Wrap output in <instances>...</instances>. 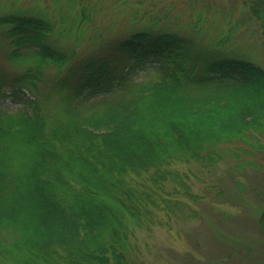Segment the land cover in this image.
Listing matches in <instances>:
<instances>
[{"label":"trees","instance_id":"16d2710c","mask_svg":"<svg viewBox=\"0 0 264 264\" xmlns=\"http://www.w3.org/2000/svg\"><path fill=\"white\" fill-rule=\"evenodd\" d=\"M95 1L0 8L4 61L20 64L0 63V97L29 95L0 110V264H143L128 234L198 197L173 164L208 170L250 152L226 144L261 147L264 68L236 37L240 17L227 29L224 9L186 0V34L164 21L180 18L170 5L151 15L156 0H128L106 37L117 18L92 22ZM244 3L264 30V0ZM140 66L161 73L135 82L125 70Z\"/></svg>","mask_w":264,"mask_h":264},{"label":"rangeland","instance_id":"374dc122","mask_svg":"<svg viewBox=\"0 0 264 264\" xmlns=\"http://www.w3.org/2000/svg\"><path fill=\"white\" fill-rule=\"evenodd\" d=\"M100 1L102 0H96L94 3ZM127 1L104 0L98 4V12L95 13L92 22L100 23V20L107 22L117 18V27L114 31H108L106 37L125 28L126 25L123 27V24L126 23L127 15L124 11L131 4ZM153 1L151 0L155 5ZM195 2L198 5L196 4L194 8L189 6L193 13L200 4L211 8L209 2H212L220 9L219 11L222 12L221 8L224 9L227 17L232 18L231 23L225 25L226 19L223 20L218 10L213 12L215 9L212 7L213 11L210 10L208 17L217 14L213 20H223L220 25L214 27L213 20L211 21L214 30H218L222 24L229 29L234 20L240 17L244 22L235 31L236 37H239L244 44L242 46L254 55L256 63L264 68V30L256 17L248 19L249 8L244 0ZM9 3L30 9L34 6L52 10L50 0H0V8H7ZM115 3L122 4L121 8ZM166 4L168 7L170 5L180 18L177 23L167 17H164V21L171 22V27L174 24L175 27L172 28L178 32L190 34L189 24L184 25L182 20L186 17L183 15L184 9L188 6L186 0H156L150 14L162 15V12L166 11ZM118 12L121 13L120 17L117 15ZM189 15L188 12V17ZM6 49V42L0 37V63L8 68L19 69L16 65L20 64L16 62L5 63L3 53ZM24 49L18 48V51ZM55 70L56 67L53 66L45 68L46 75L50 76ZM125 71L135 82H149L161 73L144 66ZM28 97L26 92L16 96L0 97V110L8 109L6 111L14 114L25 107ZM250 132L251 137L258 138L257 142L261 147L250 148L249 142L241 141L226 144L224 145L226 148L242 147L250 152L240 151L239 156L227 152L212 169L203 170L197 164L172 165V168L187 173L190 191L198 197L187 201L183 213L176 211L178 218L173 215L163 216L161 223L163 221L165 223L152 222L147 227L134 228L132 234H128L143 264H264V136L257 131L256 134L254 130ZM162 213L164 214V211Z\"/></svg>","mask_w":264,"mask_h":264}]
</instances>
